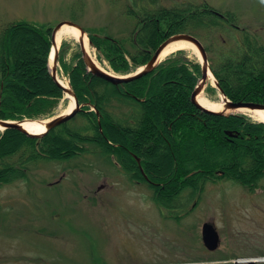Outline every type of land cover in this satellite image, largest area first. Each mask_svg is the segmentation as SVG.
Here are the masks:
<instances>
[{
	"label": "trees",
	"instance_id": "1",
	"mask_svg": "<svg viewBox=\"0 0 264 264\" xmlns=\"http://www.w3.org/2000/svg\"><path fill=\"white\" fill-rule=\"evenodd\" d=\"M112 2L122 5L123 12L134 19L130 31L118 36L108 27L86 31L99 59L107 60L117 73H129L147 63L170 35L191 33L204 40L211 68L230 99L264 103V40L260 30L242 24L236 12L206 0ZM52 29L50 23L27 20L3 28L0 118L55 114L65 93L49 66ZM65 70L79 101L90 104L41 137L16 128L3 130L0 186L29 181L45 162L93 156L119 165L131 180L145 182L161 212L181 220L178 208H184V197L200 199L208 182L229 179L250 191L261 184L264 122L241 113H213L197 107L191 95L202 76V65L184 49L126 83L94 75L83 55L73 66L65 65Z\"/></svg>",
	"mask_w": 264,
	"mask_h": 264
},
{
	"label": "rangeland",
	"instance_id": "2",
	"mask_svg": "<svg viewBox=\"0 0 264 264\" xmlns=\"http://www.w3.org/2000/svg\"><path fill=\"white\" fill-rule=\"evenodd\" d=\"M206 1L236 12L264 40L262 0ZM113 5L112 0H0V36L7 24L19 20L53 26L73 20L85 29L108 27L124 35L135 21L122 5ZM90 45L102 65L124 75ZM184 50L201 63L200 54ZM79 55L78 39L65 37L58 71L69 83L65 65L73 66ZM202 92L212 101L221 99L212 82ZM69 100L65 93L55 114L43 118L64 113ZM233 113L260 122L247 112ZM194 203L186 205L188 214L178 208L184 217L176 220L161 212L145 182L131 180L119 165L93 156L45 162L29 181L0 186V264H248V259L264 257V178L253 191L229 179L208 182ZM209 221L221 236L214 250L203 240V224Z\"/></svg>",
	"mask_w": 264,
	"mask_h": 264
},
{
	"label": "water",
	"instance_id": "3",
	"mask_svg": "<svg viewBox=\"0 0 264 264\" xmlns=\"http://www.w3.org/2000/svg\"><path fill=\"white\" fill-rule=\"evenodd\" d=\"M66 24L77 26L81 30L83 35L87 34L86 29L82 25H80L79 23H77L73 20H62V21L58 22L56 25H54L53 29H52V35H51L52 47H51L50 56H49V66L51 69L52 77L62 87L63 91L66 94H72L74 96V98H75L74 108L67 113H61V114H58L56 116L49 118L48 122L46 123L45 130H43L41 132H31L23 125V122H25L27 120H34V118H24V119H17V120L0 118V124L4 127L3 130H5L7 128H16V129L32 136V137H41V136L45 135L47 132H49L53 127L70 120L77 113H79L81 110H83L84 106L86 104H90V103H86V104L81 103L79 101L77 94L74 91L72 85L70 84L71 88H67L65 85H63L59 81L58 76H57L58 66H59L58 38H59L60 33L62 32L63 26ZM178 39H184V40L190 41L193 44H195L197 46V48L199 50V54H200V60H201V64H202V76H201L198 84L196 85L195 89L192 92L191 100L193 101V103L197 107L201 108L202 110L208 111V112L221 113V114L233 113V111L227 112L224 109L223 110L211 109V108L203 105L199 101L198 96L203 91V89L205 88L207 81L209 79V70L212 71V69H211L210 60H209V54L207 52V49H206L204 43L201 41V39L199 37H197L191 33H176V34L170 35L157 47V49L155 50L152 57L150 58V60L147 63L142 65L138 70L131 72V73H128V74H124V75L115 74V73H113L109 70H106L105 68L99 66L94 61V59L91 56H89L88 53L86 52V50L83 46L84 42H83L82 38L79 40V44L81 47L84 62L86 63L88 70L91 73H93L94 75H97L99 77H102L108 81H111L115 84H120V83H126L129 81L138 79V78L152 72L162 62V60H163L162 55H163V52L165 51V49L167 48V46L170 43H172L173 41L178 40ZM89 43H92L90 38H89ZM53 47H57V50L55 51L54 56H52ZM52 57H53V64L51 65L50 60ZM214 76H215V74H214ZM215 78H216V76H215ZM215 86L224 95V101H225V107L226 108H230L231 110L239 108V107L264 109V103L253 102V101H233L232 99H230L227 96V94L225 93L224 89L221 87L217 78L215 80ZM230 135L232 136L235 134L230 133ZM135 157L137 158V160L140 163V158L137 157L136 155H135ZM203 240H204L205 245L210 249H216L218 246V236L216 233H215V235L204 234ZM237 261H239V260H237ZM240 261H243V260H240ZM247 262H248V264H257L258 260L248 259Z\"/></svg>",
	"mask_w": 264,
	"mask_h": 264
},
{
	"label": "bare ground",
	"instance_id": "4",
	"mask_svg": "<svg viewBox=\"0 0 264 264\" xmlns=\"http://www.w3.org/2000/svg\"><path fill=\"white\" fill-rule=\"evenodd\" d=\"M65 37H73L78 39V41L82 38L83 39V46L86 50V52L88 53L89 56H91L94 61L101 67L105 68L106 70H109L107 67H105L104 65H102L100 63V61L97 59V56L95 55V53L93 52L91 45L89 43V37L87 34L83 35L81 30L74 25H64L62 32L59 35L58 38V46H60L61 41L65 38ZM179 49H192L194 50L196 53L199 54V50L197 48V46L195 44H193L190 41L184 40V39H178L173 41L172 43H170L167 48L165 49V51L163 52L162 55V59L168 57V55H170L171 53H173L174 51H177ZM57 50V47H53V51H52V56H54L55 51ZM50 64H53V57L50 60ZM59 81L65 85L67 88H71V85L69 83V80L60 75L59 72L57 74ZM215 76L213 74V72L211 70H209V82H212L213 84H215ZM67 97L70 99L67 107L65 109L64 113H67L69 111H71L74 106H75V98L72 94H67ZM221 99L219 101H212L211 99H209L206 95L203 94V92H201L198 96L199 101L214 110H226L227 112H232V111H242V112H247L248 114L252 115L255 119L257 120H261L264 121V109L261 108H249V107H239L236 109H230V108H226L225 107V101H224V95L221 93L220 94ZM48 118H37L34 120H27L25 122H23V125L31 132H41L43 130H45L46 128V123L48 122ZM4 129V127L0 124V131H2ZM254 260H258V261H264V257L262 258H252Z\"/></svg>",
	"mask_w": 264,
	"mask_h": 264
},
{
	"label": "flooded vegetation",
	"instance_id": "5",
	"mask_svg": "<svg viewBox=\"0 0 264 264\" xmlns=\"http://www.w3.org/2000/svg\"><path fill=\"white\" fill-rule=\"evenodd\" d=\"M199 199H195V200H192V201H194L195 203L194 204H197V201H198ZM187 202L189 203V202H191V201H187L186 200V197H184V202H183V204H184V208H183V214H186V205H187ZM189 210H190V207H189ZM184 217V216H183ZM202 233H203V235L204 234H213V235H215V233L217 234V236H218V246H217V248L220 246V244H221V236H220V232H219V230H218V228H217V226L214 224V222L213 221H209V222H204V224H203V229H202ZM216 248V249H217ZM211 250H214V249H211Z\"/></svg>",
	"mask_w": 264,
	"mask_h": 264
},
{
	"label": "clouds",
	"instance_id": "6",
	"mask_svg": "<svg viewBox=\"0 0 264 264\" xmlns=\"http://www.w3.org/2000/svg\"><path fill=\"white\" fill-rule=\"evenodd\" d=\"M262 2H264V0H262Z\"/></svg>",
	"mask_w": 264,
	"mask_h": 264
}]
</instances>
